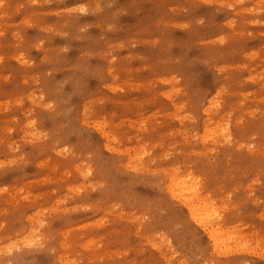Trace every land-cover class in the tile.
<instances>
[{
    "label": "rangeland",
    "instance_id": "1",
    "mask_svg": "<svg viewBox=\"0 0 264 264\" xmlns=\"http://www.w3.org/2000/svg\"><path fill=\"white\" fill-rule=\"evenodd\" d=\"M0 264H264V0H0Z\"/></svg>",
    "mask_w": 264,
    "mask_h": 264
},
{
    "label": "bare ground",
    "instance_id": "2",
    "mask_svg": "<svg viewBox=\"0 0 264 264\" xmlns=\"http://www.w3.org/2000/svg\"><path fill=\"white\" fill-rule=\"evenodd\" d=\"M174 182L172 184V186H177L180 187L178 190L172 188L171 191L176 190L174 193L175 195H177L178 197H182L184 198L185 204H187L190 208V211L193 215V218L202 226H204L206 229H208V231H210L211 235L213 236V239H215V241L219 240V244L224 242V236L221 233H218V229L221 226V219L219 218L215 223L212 222V219L214 218L213 215L216 214V210L213 209H208L207 206L209 205H205V207L201 208L198 207L195 203V196L194 194L196 193L195 190L193 188H189L186 185V181L187 179H183V178H174L173 179ZM180 183V185H179ZM212 211V212H211ZM221 246V245H220ZM217 247V246H215Z\"/></svg>",
    "mask_w": 264,
    "mask_h": 264
},
{
    "label": "clouds",
    "instance_id": "3",
    "mask_svg": "<svg viewBox=\"0 0 264 264\" xmlns=\"http://www.w3.org/2000/svg\"><path fill=\"white\" fill-rule=\"evenodd\" d=\"M9 255H11V253H9Z\"/></svg>",
    "mask_w": 264,
    "mask_h": 264
}]
</instances>
